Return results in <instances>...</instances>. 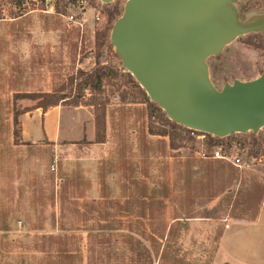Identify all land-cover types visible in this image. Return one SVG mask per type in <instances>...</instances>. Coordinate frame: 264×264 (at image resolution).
<instances>
[{"label": "rangeland", "instance_id": "rangeland-1", "mask_svg": "<svg viewBox=\"0 0 264 264\" xmlns=\"http://www.w3.org/2000/svg\"><path fill=\"white\" fill-rule=\"evenodd\" d=\"M229 1L218 6L229 7V16L235 9V21L264 26V0ZM129 2L0 0V264H219L226 223L254 213L244 207L264 186V127L219 140L249 163L237 173H214L217 159L199 156L206 144L184 125H177L185 139L176 149L169 136L148 134L150 124L169 129V117L110 51ZM245 2L250 9L242 8ZM69 10L82 26L68 23ZM104 29L100 52L116 76L99 91L84 90L80 101L95 96L106 103V141L91 134L90 105H59L67 139L24 141L14 116L39 101L24 95L54 92L78 70L91 71L96 33ZM230 31L218 40L233 39ZM263 45L264 29L251 30L207 57L212 86L259 78Z\"/></svg>", "mask_w": 264, "mask_h": 264}, {"label": "water", "instance_id": "water-1", "mask_svg": "<svg viewBox=\"0 0 264 264\" xmlns=\"http://www.w3.org/2000/svg\"><path fill=\"white\" fill-rule=\"evenodd\" d=\"M220 2L130 0L114 25V47L171 120L220 137L258 132L264 127V73L218 90L210 82L206 59L238 34L264 26L240 24L235 9L229 16V7ZM229 28L234 38L218 40Z\"/></svg>", "mask_w": 264, "mask_h": 264}, {"label": "trees", "instance_id": "trees-1", "mask_svg": "<svg viewBox=\"0 0 264 264\" xmlns=\"http://www.w3.org/2000/svg\"><path fill=\"white\" fill-rule=\"evenodd\" d=\"M16 2L18 5H21L23 0H16ZM243 6L244 7L242 8L247 9V10L250 9L251 7V5L247 4V2H245ZM107 35H108V29H104L103 31H99L96 33V48L98 52H97V58H96V65L93 67L91 71L78 70L75 74L69 77L68 81L65 84L61 85L54 92H44V93H37V94L29 93V94L24 95V97H30V98L32 97L36 100H39L34 109L41 108L44 113L47 112L50 108L57 107L59 105H63V106L90 105V106H93L95 110L94 111L95 130H96L95 141L97 143H104L106 141V127H107L106 103L98 102L95 96L90 98V100H88L87 102L80 101V98L83 96L84 90L90 89V90L99 91L107 78H109L110 76H116V73L107 69L105 65L107 57L103 53L100 52L101 49L106 45ZM261 48L264 49V45ZM110 51L113 57H120L116 48H114V50L110 49ZM141 91H142L143 96L146 97L145 91H143L142 89ZM153 102L158 104L155 101ZM24 112L25 113L29 112V110H26ZM152 116L153 115L151 114L150 117ZM18 117H19V113H16L13 119L14 126H17L20 124ZM165 122L169 126V129L158 128L155 125L150 124V127H148L147 132L148 134H153V135H159V136H164V137L169 136L171 148L176 149L181 146L182 143L180 142L184 140L185 137L182 136V134L178 132V128H177L178 123L176 121L170 120L169 118L166 117ZM187 131L188 133L190 131L188 127H187ZM251 132L253 135L257 133L255 131H251ZM205 134L208 138V144L210 146H216L220 144L219 140L222 137L216 136L210 133H205ZM232 135H235V134H232ZM216 162H217V166L213 170L214 173L225 172L227 169H230L234 173H237L240 170L238 167L234 166L233 164L229 162L218 160V159L216 160ZM252 195L254 197H253V201L250 200L251 201L250 208L244 207L246 211L254 209V213L248 218L249 220H253L257 217L260 205L264 198V186H256V189L253 191ZM222 264H231V263L224 262Z\"/></svg>", "mask_w": 264, "mask_h": 264}, {"label": "crops", "instance_id": "crops-1", "mask_svg": "<svg viewBox=\"0 0 264 264\" xmlns=\"http://www.w3.org/2000/svg\"><path fill=\"white\" fill-rule=\"evenodd\" d=\"M63 110V106H57L45 113L37 108L21 114L19 121L23 140L37 142L47 139L58 143L67 139L70 135L64 134L60 122ZM94 133L96 130L93 128L91 134ZM217 256L219 264H264V201L255 219L230 220L226 223Z\"/></svg>", "mask_w": 264, "mask_h": 264}, {"label": "built area", "instance_id": "built-area-1", "mask_svg": "<svg viewBox=\"0 0 264 264\" xmlns=\"http://www.w3.org/2000/svg\"><path fill=\"white\" fill-rule=\"evenodd\" d=\"M71 13L67 16V20L68 23L70 24H79V25H83L81 22L78 21L77 19V15L74 13L73 10H69ZM97 20H101V16L99 14H97L96 16ZM84 20V19H83ZM190 129V133L197 139L201 140L205 145H202L201 149L199 150V156L203 159H218V160H223L226 162H229L231 164H233L234 166L238 167L239 169H243V168H248L250 165L248 162H246L244 160L243 157L239 156V155H231L229 153H227L224 150L223 146L220 145H216L213 148H211V150L208 149V141L205 140L207 138L205 133L202 134H198V130L195 129Z\"/></svg>", "mask_w": 264, "mask_h": 264}]
</instances>
